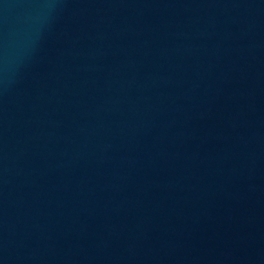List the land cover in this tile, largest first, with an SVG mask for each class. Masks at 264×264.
Here are the masks:
<instances>
[{
    "label": "water",
    "instance_id": "95a60500",
    "mask_svg": "<svg viewBox=\"0 0 264 264\" xmlns=\"http://www.w3.org/2000/svg\"><path fill=\"white\" fill-rule=\"evenodd\" d=\"M0 264H264V0H0Z\"/></svg>",
    "mask_w": 264,
    "mask_h": 264
}]
</instances>
